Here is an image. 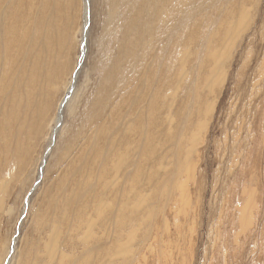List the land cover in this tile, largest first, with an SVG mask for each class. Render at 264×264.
<instances>
[{
	"label": "rangeland",
	"instance_id": "1",
	"mask_svg": "<svg viewBox=\"0 0 264 264\" xmlns=\"http://www.w3.org/2000/svg\"><path fill=\"white\" fill-rule=\"evenodd\" d=\"M5 1L0 0L2 13L8 10L10 4L13 8L6 15L3 14L4 21H7L23 7L26 12H30L34 7L33 20H36L45 0ZM57 3L63 6L60 11L62 20H58L57 24L59 28H64L66 37L68 36L67 41L73 45H66V53H70V59L74 60L69 71L64 73L66 75L55 80L53 96L59 93L58 101L66 92L68 84L73 82V70L77 61L81 60V67L76 82L71 83L75 85L65 101L66 111L56 134V142L51 145V133L56 127V109L50 113V120L46 121L42 136L34 137L38 143L32 155L35 163L27 165L29 177L24 172H19V167L18 171L15 168L16 172H19L17 178L15 175L12 177L15 169H11L13 163L10 155L0 158V182L4 181L0 183V188L4 186L5 181L13 178L9 180V191L0 197V264H36L37 252H45L44 244L51 240V233L43 230L42 223L48 220L46 215L50 216L51 206L54 208L56 205L57 200L53 203L51 201L58 197L61 182L72 178L71 168L77 162L76 155L84 148V143L90 144L91 139L87 137L98 129L95 128L96 124L87 127L84 118L89 115L87 106L96 98L104 72L106 62H103V56L107 52L104 41L114 32L118 22L117 19L111 20L104 0H50L53 7H56ZM197 5L202 8L200 11ZM103 7L105 11H102ZM195 9L199 11L195 17L201 22L198 27L201 30L198 32L200 42H203L207 33L209 36L206 37L211 38L213 35V40L210 49H206L207 45L199 42L178 50L179 54L186 56L181 54L179 60L177 59V67L183 66L185 70L182 71V79L175 80L177 89L172 88L175 89L174 96L169 89L167 94L170 96L163 100L165 106L169 105L171 108V112L163 113L166 116L169 113L173 120L166 123V116L163 114V120L158 122L159 125L155 129L158 133V140L155 142L158 146V159L155 167L159 165L160 168L153 173L150 166L145 167V175L138 173V167L133 166L137 159L141 164L152 161L143 160L140 149H137L138 146L141 147L142 141L138 118L142 119L143 114L145 122L143 123L142 119L141 125H148L150 120L146 115L149 116L152 99L149 90L139 92L138 81L144 74L143 68L138 73L139 76L137 75L138 80L132 79L136 70L123 80L128 96L126 99L132 104L125 103V121L134 127L129 128V142L126 144L123 143L124 134L116 129L119 125L112 131L117 140V150L121 147L119 152L123 154L128 148L126 155L131 164L127 169L133 172L135 180L143 186L140 208L136 204L139 200L130 197L129 207L132 209L129 208L130 211L126 215V237L121 241L125 247L124 251L109 254L83 252L78 243L73 249L68 241V230L63 228V234L56 242L62 251L59 253L65 255L62 264H79L87 255L92 258L91 264H264V0H196ZM54 10L55 8H52L46 15L48 20H51L53 14V22L56 15ZM43 25L44 22L42 27ZM191 27L193 28L189 25L183 31H190ZM34 28L33 26V30ZM230 28L228 33L227 29ZM106 31L109 34H105ZM44 32L47 34L48 28ZM56 36L58 38L57 33L55 38ZM116 46L119 48L117 41ZM35 49L36 47L30 50L34 52ZM212 53L215 54L211 56ZM216 60H221L217 61L219 66ZM205 62H208L207 66ZM215 68L218 70L216 73ZM202 73H206L207 77ZM208 73L214 75L208 76ZM215 75L219 80H211ZM185 77L186 79H183ZM213 81L217 82V85L211 90L210 82ZM207 82L210 84L209 90ZM57 84H60V88L55 93ZM124 90L116 92L114 103H119ZM186 91L191 92V97L186 96ZM193 91L196 94L201 93V98L192 94ZM139 98V105L133 106ZM197 109L202 111L199 118ZM190 113H196L192 118L196 121L190 122L193 126L186 132L185 118L192 115ZM117 117L118 115L114 120ZM1 118L5 117L1 116L0 120ZM202 122L203 126L198 127ZM125 127L123 131L126 133ZM68 128L79 131L75 141V136L66 135ZM168 131L175 136L172 140L164 139L168 137ZM179 143L181 145L178 147ZM66 145L70 148L68 147V153L62 160L60 157L66 150ZM109 146L107 143L105 155L97 157L95 154L96 158L104 159L103 161L105 157L109 158L108 166L112 158L111 154H108ZM13 149L14 143L11 152ZM87 155L90 153L87 152ZM43 164L44 168L41 170ZM149 164L152 163L145 165ZM3 167H8V170L2 171ZM96 171L98 172L95 174L99 173L100 167ZM107 171H110V166ZM151 175L155 180H151ZM131 189L130 187L129 190ZM26 198H29L28 205ZM53 222L49 221L50 224ZM101 224V220H98L93 226V231L99 237L103 234L100 230ZM106 226L108 229L105 237H109L108 240L104 238L107 243L104 245L111 246L115 241L116 229L110 222ZM90 241L91 245L95 239ZM95 244L98 248L97 241ZM112 247L118 249L116 244Z\"/></svg>",
	"mask_w": 264,
	"mask_h": 264
},
{
	"label": "bare ground",
	"instance_id": "2",
	"mask_svg": "<svg viewBox=\"0 0 264 264\" xmlns=\"http://www.w3.org/2000/svg\"><path fill=\"white\" fill-rule=\"evenodd\" d=\"M21 1L19 3H21ZM104 1L111 20L117 19L118 25L111 34H109L108 31L105 32V34H109L108 39L104 41L107 52L103 56V62H106V64L99 84V91L96 93V98L91 100L90 105L87 106L89 115L84 118V123L87 127L91 126V124H96L95 128L98 127V129H95L92 134L87 137L88 139H91L90 144L86 145L87 143H84V148L80 149L79 154L77 153V162L71 168L72 178L61 182L58 197L51 201L53 203V201L57 200L54 208L51 206L50 216H48L49 214H43L46 215L48 219H43V230L46 231V233H51L49 236L51 240L44 244L45 248H43L45 252H37L35 258L36 264H62L65 255L59 253L62 251L56 242L59 241L58 237H61L63 234V228L68 230V241L71 243L73 249L75 248V244L78 243L81 245L83 252H107V254H109L110 252L124 251L125 247L122 246L121 241L126 237L124 221L126 215L130 211V197L139 200L136 204L140 208V202L143 201L141 194L143 186L135 180L133 172L129 168L127 169L131 164L126 155L128 148L125 151L126 153L123 154L119 152V150H122L121 147L117 150V140L114 138L112 131L113 128H116L119 125L116 129L124 134L123 143L126 144L129 142L127 136V134H129V128L132 129L134 127L131 124H127L125 121V103H131L126 99L128 96L126 95L127 93H125L126 90H124L125 85L123 84V80L134 70H136V73L132 79L138 80V73H140L143 68L144 71H142V74L143 72L144 74L140 81H138L140 86L139 92H141V90H149L152 94V99L151 102L149 101L151 105L149 116L146 115V118L150 120L148 121V125H146L147 123L144 124V126L141 125L145 122L143 114V123L142 119H140V117L138 118L137 124H140V138L142 141L140 143L141 147L138 146L137 149H140V154L143 156V160L148 161L152 159V161L146 162L152 164H141V162H137V159V161L133 162V166H137V172L143 175H145V167L150 166L152 169L151 173H153L157 168H160L159 165V167H155L157 163L156 160L158 159V146L157 143H155L158 133L155 129L159 125L158 122H161L164 116H166L163 112H171V108L168 107L169 105L165 106L163 100L170 96V94H167L169 89L172 91L171 95L174 96L173 91L177 89V87L175 88V85L177 84V81L175 82V80H178V78L182 79V71L185 70V67L183 66L177 67V62H179L177 59L182 55L184 56L183 53H181L182 55L179 54L180 51L178 52V50H180L181 47L187 48L191 43L197 44L200 42V35L198 32L201 30L198 29V27L201 26V22L195 17V15L198 14L202 8L200 5H197L199 11L195 9L196 0ZM26 5L27 4H25V6ZM62 7L63 6L60 3H57L56 7H53V5H50V0H45L41 5L40 16L36 20H33L35 13V10H33L34 7L31 8L30 12L24 11V7L22 10L18 9L12 16L11 20L7 21H4L3 14L6 15L8 12L12 11V4H10L5 13H2L0 10V114L2 117H5L0 120V145H2V147L0 146L2 148V151H0V158L9 154L13 163L11 169L14 170L19 167V172H24L27 177H29L27 165L35 163V158L32 157V155L38 142L34 140V137L36 135V138L42 136L45 123L47 120H50V113L56 109V127L51 133V145L53 142H56V134L59 131V126L61 125V121L63 120L66 111L67 102L65 101L67 100V96L71 95L73 85H75L71 83H74V81L77 80L79 68L81 67V64H79L81 60L79 62L77 61L73 70V82L68 84L66 92L58 101L57 94L59 93L56 92L60 88V84H57L55 89L56 94L53 96L55 80L59 76H61V78L64 77L66 75L64 73L69 71L74 61L73 59H70V53H66V45L68 43L71 47H73V45L67 41L68 36L66 37L64 28H59L57 24L58 20H62L60 14ZM52 8H55L54 13H56L54 18L55 24L53 22V14L51 20H48L46 17L47 12L52 11ZM102 11H105L104 7L102 8ZM85 19L87 25L88 5L86 6ZM43 22L44 25L42 27ZM113 23L114 22L112 21L111 24ZM189 25H192L193 28L191 27L192 29L190 31H183ZM33 26L35 27L34 30ZM47 28L48 33L45 34L44 30L47 31ZM230 30L231 28L229 30L227 29V32L229 33ZM56 33L58 34V38L57 36L55 38ZM206 35L204 39L201 36L203 42L200 43H204L203 45H207L206 49H210L211 40H213L211 38L213 35L211 38L206 37ZM227 35L230 36V34ZM116 41L119 43V48L116 46ZM215 41H217V39ZM35 47V51L32 52L30 49ZM83 49L85 52V47ZM210 51H212V49ZM185 54L188 56V53L185 52ZM214 54L215 53H212L211 56ZM217 55L218 53H216L215 56ZM205 59L207 60L206 57ZM146 60L148 64L146 63ZM217 61L219 62L221 60H216V64L219 66ZM182 62H184V60ZM207 63L205 62L204 64L207 66ZM221 68L222 67H220V69ZM211 70L209 71L211 72ZM216 71L218 70L216 69L215 73ZM209 73L208 76H211L212 74L214 75V73L211 75ZM218 73L216 74L217 76ZM216 75L212 76L213 78L211 80H219V77L217 78ZM203 76H206V73H204ZM183 79H186V77ZM214 81L213 83L210 82L212 86L211 90L213 89V86L215 87L217 85V82H215V84ZM182 82H184V80H182ZM190 83L192 84V82ZM184 84L185 86L187 85L186 83ZM210 84L207 82L208 90ZM168 86L172 87L168 88ZM173 87L175 89L172 90ZM123 90L124 94L120 96L118 100L119 103H114V98L117 93H120ZM147 93L148 92H146V94ZM192 94L198 95L199 98H201V93L196 94V92L193 91ZM139 96L141 97V93ZM186 96L191 97V92L186 91ZM140 100V98L137 99L133 106L139 105L138 103ZM201 100L203 101V99ZM56 103L57 105H55ZM211 106L212 105L209 107L211 108ZM69 107L70 105L67 109ZM210 108H208V110H210ZM197 113V118H199L202 113L201 109H199ZM195 114L196 113L188 115V117L185 118L186 132H189L188 130L193 126L192 123L195 119L192 118ZM116 115H118V117L114 120ZM182 115H184V113H182ZM172 118L173 117H170V114L168 113L164 118V121L166 123H171L173 120ZM75 121L73 123H75ZM190 122L192 123L190 124ZM124 126H126V133L123 131ZM199 126H203V122L200 123L198 127ZM120 132H118V134H120ZM182 132L184 133V129ZM65 133L66 135L75 136L73 139L74 141L79 136V131H75L74 128H68ZM174 137L175 136L168 131V137H165L164 139L168 138L172 140ZM101 142H103V144H101ZM12 143H14V149L11 152ZM107 143L110 144L108 154H111L110 157H112L110 158V171H107L109 168L107 165L109 158L107 159L105 157V161H103L104 159L100 160L99 158H96V156L98 157L106 154L105 150L107 149ZM170 143L172 144V142ZM180 145L181 143H179L178 147ZM68 147L69 146H67L64 153L61 154L62 157L60 158L62 160H64L63 158L66 157L65 155L68 153L70 148ZM85 150L90 153V155H87ZM179 150L181 152L182 148ZM55 167H53V169ZM98 167H100V171L97 175L95 173L98 172L96 171ZM41 168V170H43L44 164L41 165ZM16 169L15 172L11 174L12 177L15 175V178H17L19 174V172H16ZM7 170L8 167L2 168V171L4 172ZM0 174L2 175V173ZM96 175L97 178L95 179ZM12 179L9 178V180ZM152 179L153 175H151V180ZM9 180L5 181L4 186L0 188L1 198L4 196L5 192L9 191ZM25 181L27 182V180H24V182ZM127 183L129 184L127 185ZM130 187L132 188L131 190H129ZM28 199L26 198L25 200L27 205L29 202ZM116 205H118L117 208H115ZM133 217L134 216H132V218ZM39 219L42 220V218ZM50 220H53L54 224H50ZM98 220H101L103 223L100 227L103 234L100 237L93 231V226ZM108 222L115 225L116 232L114 234L115 241L113 244H116L118 249H114L112 247L113 244L111 246L104 245L107 244L104 238H107L108 240L109 237H105V235H107L108 227L106 225ZM90 240L94 241L91 245ZM96 241L99 244L98 248L97 244H95ZM91 263L92 258L87 255L79 264Z\"/></svg>",
	"mask_w": 264,
	"mask_h": 264
}]
</instances>
